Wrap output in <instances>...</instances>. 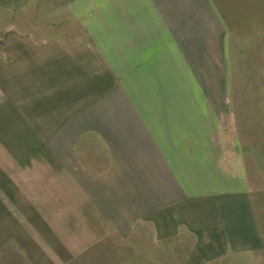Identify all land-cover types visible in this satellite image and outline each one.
<instances>
[{
  "label": "crops",
  "instance_id": "obj_1",
  "mask_svg": "<svg viewBox=\"0 0 264 264\" xmlns=\"http://www.w3.org/2000/svg\"><path fill=\"white\" fill-rule=\"evenodd\" d=\"M61 228L264 264V0H0V244Z\"/></svg>",
  "mask_w": 264,
  "mask_h": 264
},
{
  "label": "rangeland",
  "instance_id": "obj_2",
  "mask_svg": "<svg viewBox=\"0 0 264 264\" xmlns=\"http://www.w3.org/2000/svg\"><path fill=\"white\" fill-rule=\"evenodd\" d=\"M176 75V74H175ZM162 86V84H159ZM154 88V85H153ZM141 95H146L148 88L147 85H140ZM125 91H131L125 89ZM131 99V98H130ZM126 100L124 106L131 107V100ZM31 230V231H30ZM29 233H33V236L27 239V243H13V244H0V254L6 252H14L20 255L19 264H207L208 261H200V255H142V250H136L138 245H144L147 242V229L141 234L139 240L129 238H123V242L119 241V235L113 234L107 238L106 243L94 244L83 243L82 235L73 234L71 237L67 235L64 229H60L59 232L54 235H48L44 233V238L39 230L38 239L36 238V230L30 229ZM37 230V232H38ZM23 235V234H22ZM35 237V238H34ZM132 237V236H131ZM25 238L22 237V241ZM39 240V243H35ZM41 240H44L43 242ZM34 242V243H32ZM138 242V243H137ZM44 243V244H41ZM136 243V245H135ZM41 244V245H39ZM43 247V248H42ZM79 247V248H78ZM32 252H38L39 255H35V258H31ZM136 252L140 255H134ZM122 253V254H121ZM42 255V256H40ZM7 255H0V264H7L8 261L4 258ZM28 259H24L25 257ZM198 258V259H197ZM249 258L248 255H239L231 257V259H225L223 261L215 262L214 264H257V260Z\"/></svg>",
  "mask_w": 264,
  "mask_h": 264
}]
</instances>
